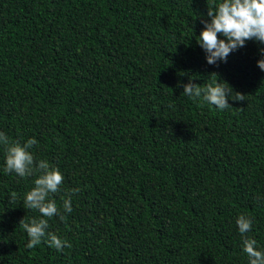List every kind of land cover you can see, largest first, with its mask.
Here are the masks:
<instances>
[{
    "label": "trees",
    "instance_id": "obj_1",
    "mask_svg": "<svg viewBox=\"0 0 264 264\" xmlns=\"http://www.w3.org/2000/svg\"><path fill=\"white\" fill-rule=\"evenodd\" d=\"M219 2L0 0V131L60 168L62 213L81 189L48 221L72 247L27 249L35 177L6 174L0 146V264H249L241 214L264 250V45L208 64L197 39ZM189 79L245 100L194 102Z\"/></svg>",
    "mask_w": 264,
    "mask_h": 264
},
{
    "label": "clouds",
    "instance_id": "obj_2",
    "mask_svg": "<svg viewBox=\"0 0 264 264\" xmlns=\"http://www.w3.org/2000/svg\"><path fill=\"white\" fill-rule=\"evenodd\" d=\"M207 17L201 18L204 27L197 39L198 45L206 54V61L215 65L220 61L227 62L228 56L246 45L247 41H256L264 45V0H221L208 6ZM223 37V38H221ZM262 58L257 61V66L264 71V48L260 49ZM216 77L217 75L213 73ZM183 93L194 102L207 103L218 110H226L232 106L229 99L244 101L245 95L234 92L227 83H220L214 79L206 85L192 83L191 79L183 84ZM233 93H235L233 95ZM0 146L5 155L4 172L14 173L18 177H35L34 186L25 194L24 206L26 209L35 210L39 217L32 218L29 222L21 219L20 226L26 231L28 241L27 249H32L43 242L49 247L62 252L64 248H71L67 240L49 232L48 221L53 217L66 220V215L73 211L72 197L79 194L80 188H73L63 199V213L53 198L61 191L64 175L59 167L50 164L45 159H37L32 149L38 146V141L33 137L22 142L21 139L11 140L4 132L0 131ZM8 203H15L17 193L9 194ZM253 217L241 214L236 219V225L243 241V252L247 255L249 264H264V250H258L257 241L248 237L252 230Z\"/></svg>",
    "mask_w": 264,
    "mask_h": 264
}]
</instances>
